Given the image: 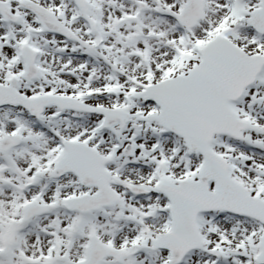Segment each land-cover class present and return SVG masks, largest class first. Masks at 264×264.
<instances>
[{
  "label": "snow or ice",
  "instance_id": "1",
  "mask_svg": "<svg viewBox=\"0 0 264 264\" xmlns=\"http://www.w3.org/2000/svg\"><path fill=\"white\" fill-rule=\"evenodd\" d=\"M0 264H264V0H0Z\"/></svg>",
  "mask_w": 264,
  "mask_h": 264
}]
</instances>
